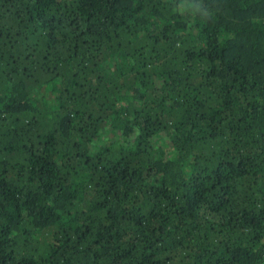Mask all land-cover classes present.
<instances>
[{
  "label": "trees",
  "instance_id": "1",
  "mask_svg": "<svg viewBox=\"0 0 264 264\" xmlns=\"http://www.w3.org/2000/svg\"><path fill=\"white\" fill-rule=\"evenodd\" d=\"M0 264H264V0H0Z\"/></svg>",
  "mask_w": 264,
  "mask_h": 264
},
{
  "label": "rangeland",
  "instance_id": "2",
  "mask_svg": "<svg viewBox=\"0 0 264 264\" xmlns=\"http://www.w3.org/2000/svg\"><path fill=\"white\" fill-rule=\"evenodd\" d=\"M116 133H117V132H115V131H112V132H108V133H106V134H105V139H107V138H111V140L113 141V139H114Z\"/></svg>",
  "mask_w": 264,
  "mask_h": 264
}]
</instances>
